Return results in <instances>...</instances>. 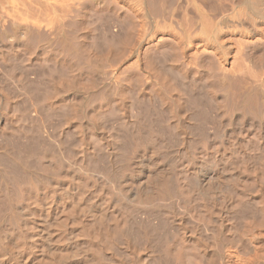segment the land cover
Listing matches in <instances>:
<instances>
[{"label": "bare ground", "instance_id": "6f19581e", "mask_svg": "<svg viewBox=\"0 0 264 264\" xmlns=\"http://www.w3.org/2000/svg\"><path fill=\"white\" fill-rule=\"evenodd\" d=\"M93 10H96L95 13L91 12ZM96 12L108 13L107 17L113 18L111 20L119 27L110 25L118 27L120 33L124 29V35L128 36L126 41L130 43L129 52H122L123 48L119 46L122 43L119 44L117 40L118 48H122L118 50L120 54L111 52V55L115 54L111 60L118 56L119 62L123 59L122 53L128 56L120 64L116 63L118 66L114 59V67L117 66L113 69L115 76L112 74L113 70H109L112 63L110 62L111 67L107 69L109 64L106 62V55L103 57L104 54H110L108 51L113 46L111 38L107 40L108 33H104L107 37L104 38L112 46L111 43V47L108 46L109 43L106 42L108 45L105 46L108 48L104 47L107 49L105 52L100 50L101 45V48L98 46L93 51L95 47L87 42L88 37L92 38L91 34L87 37L88 17L92 13L95 14L94 20H97L100 14L97 15ZM101 20L99 23L104 22ZM106 22L105 25L109 24L107 20ZM99 25L103 26V23ZM114 30L112 36L119 40V33L116 35L117 31ZM124 35L119 36L122 42L125 40H122ZM91 38L89 40L92 41ZM126 41L123 43L128 44ZM87 43L92 46V50L88 51L90 46ZM95 51L104 53L101 55L102 60L101 57L97 59V54L100 53L95 55ZM19 58L25 62L22 63L21 59L18 61ZM0 60L4 65L8 64L9 69L0 63V66L8 69H1L4 72L1 71L0 76H5L3 82L12 81L7 86L9 90L17 88V84L14 87L13 82H16L15 77L18 80L23 75L20 73L21 69V72L26 71L28 74V70L31 72L39 68L36 62L42 64L37 71L46 64L48 68L52 67H49V63L61 69L56 68L54 71L62 73L63 69L65 73L61 76L50 69L52 75L55 73L58 77H48L51 73L45 67L48 77L44 76L45 80L55 78V81H48L53 87L52 91L48 88L50 84L40 79V82L44 80L41 88L47 85V90L52 91L49 93L50 91L41 90L43 95L48 93L41 96L42 102L37 98L34 101L32 97L35 99L42 94L34 92L40 90L36 85L40 83L36 80L43 77L44 74H41L44 70L38 72L40 77L36 71L32 72L38 76H35V85L33 80L28 82L26 79V83H33L30 86L34 85L35 91L33 88L30 91V86L23 81L25 85L20 84L18 88H28L21 100L27 96L28 100L29 94L31 96L34 93L30 100L34 101L36 109L38 105L44 106L40 107L44 110L45 106L53 108L52 111L49 108L45 110L47 113L50 111L49 114L52 112L50 116L60 106L58 104L64 105L61 112L64 114L68 106L70 109L66 110L71 113L65 114L68 117L60 115L62 108L55 113H60L59 121L60 117L64 118V121L58 122V131L61 132L60 126L66 121L64 124L74 128L72 131L76 136L73 137V134L69 141L73 137L77 143H72L73 140L62 142L63 145H72L69 144L71 148L65 145L70 149L67 153L57 149V141L54 143V139L46 134L48 128L43 127L45 118L42 119L41 114L39 117L42 120H38L43 129H46L45 134H42L43 130L42 132L40 128H36L42 132L38 131V134L33 126V131L38 136L31 134L33 137L29 135L28 139L24 132L28 140L21 139V144L15 142L19 143L15 153L9 150L7 154L0 146L5 151L0 152V156L3 155L0 160L4 159V162H0V264H145L146 261L143 260L147 255L143 248L136 250L134 245L132 248L129 244L135 242L139 246V242L145 239L129 243V237L126 240V232L130 234L133 231L128 233L131 225L138 222L142 226H151L157 232L152 229L160 238H156L159 240V247L164 250L161 251L160 263L205 264L215 258L218 260H215L216 264H264V0H0ZM11 61L14 64H10ZM86 69H89L87 72L94 78L98 77V73L103 75L99 77L108 78L109 82L105 81L108 84L102 82L103 85H99L104 80H99V77L94 79L100 82L98 84H92L93 78L89 79L88 76L87 80L91 84L82 81L85 79ZM25 75L21 77H26ZM20 90L16 89L17 94ZM2 95L0 122L4 125V119L8 123L10 119L7 117L14 109L8 113L10 101L9 98L6 99L7 94L5 97ZM189 103V107L193 105V109L197 111L198 118L202 112L205 115L207 109L213 111L215 123L211 115L207 112L206 115L214 123V130L210 129L213 123L211 126L208 124V128L215 133L213 136L207 133L204 138L200 135L202 137L199 139V134H194L193 130L184 131L188 135L193 133L191 137L196 141L191 139L194 141L192 144L189 139L191 145L188 139L185 141L186 136L183 142L188 147H182L183 142L178 143L181 147H176L172 140L180 137L175 138L179 142L185 136L182 135L185 128L181 129V124L187 119L183 114L190 110L186 106ZM56 105L58 107L54 109ZM126 105L131 109V112L127 110L128 116L136 115V112L132 113V108L137 110L134 106L140 107L137 117H129L133 119L130 122H126L127 119L123 117L126 124L122 129L119 127L120 132L116 131L121 126L120 123L115 124L117 127L113 125L116 131L112 132L113 138L108 135L110 133L106 136L104 129L101 132L96 126V119L103 118L107 112L112 113L114 106ZM131 105L132 108L129 107ZM14 108L22 110L20 104H16ZM13 112L11 116L14 117ZM121 112L123 113V109ZM194 112L187 114L191 117L190 120ZM23 113L26 116V111L22 115ZM152 114H156L159 121L161 120L157 126L152 123L157 117L148 120ZM109 116L115 120L117 115ZM146 118L152 125H145L146 121L143 120ZM201 118L197 119L200 123ZM106 119L109 118L105 117L103 122ZM202 119L205 121L206 117L204 119L203 116ZM17 120L19 121L18 118ZM38 120H34V123ZM24 122L27 123V120ZM195 122L194 124H198ZM200 123L198 128L200 125L203 127ZM30 124L26 126L30 127ZM18 126L13 132H21L17 131ZM14 127L15 125L12 128ZM33 128H27V131L30 130L28 133L33 132ZM23 129L26 130L25 125ZM12 130H7L10 135ZM2 132L4 131H1L0 136ZM70 133H66L67 139ZM227 133H231L228 139ZM234 133H239L240 136L235 138ZM194 135H197L198 141ZM21 136L20 133L18 139ZM5 138L2 136L1 139ZM58 141L57 143H61ZM169 141L175 145L168 146ZM166 145L168 147L165 148ZM182 150L185 151L184 154ZM177 202L184 208H180L183 209L180 211L182 216L175 214L178 216L175 218L172 209L177 208L179 212ZM179 202H184L185 205ZM195 209L198 210V218L196 213V218H192L195 219L194 223L198 219L196 224L200 230H197L201 234H207L211 241L206 235V239L202 238L208 239L207 242L202 240L199 237L200 232L198 234L193 231V234L191 225H188L191 229V232L188 230L190 235L183 232L185 228H181V219L188 216L187 219L190 220L189 213ZM240 209H247L250 213L254 211L258 215L254 218L253 215L249 218L244 215L248 218L246 222L240 220L245 223L244 227L236 217L240 215L239 212L234 215L239 223L231 215L234 224L237 222L244 230L240 231L236 224L239 230L228 228V233L232 230L234 234L229 233L230 236L227 234L228 237H222L224 222L228 217L224 216L225 213ZM243 211L245 213L246 210ZM231 219L226 222H232ZM196 228L197 226L194 230ZM150 230L151 228L147 232ZM225 231L224 235L227 233ZM137 236L135 234V238ZM151 238L156 241L155 237ZM130 239L134 240L131 235ZM147 241L152 240L149 238L146 244ZM153 248L158 247L155 248L154 245ZM139 249L143 252L138 251ZM160 250H154V253ZM148 257H151V261L149 259L147 264L153 263L152 256ZM209 262L214 263L213 260Z\"/></svg>", "mask_w": 264, "mask_h": 264}, {"label": "rangeland", "instance_id": "374dc122", "mask_svg": "<svg viewBox=\"0 0 264 264\" xmlns=\"http://www.w3.org/2000/svg\"><path fill=\"white\" fill-rule=\"evenodd\" d=\"M94 11H96V10H93V11H91V12L93 13ZM92 13L89 14L90 16L88 17V19H89V20H88L89 24L87 23L88 26H86V24H85L86 29L89 30V32L87 31V37L90 36V34H91V36H92V38H91V37H88L89 39L91 38L92 41L88 39L87 42L89 41V44L92 43L91 45H92L93 47H95V48H93V51H94V49L96 50V49H98V48H101V46H102L103 49H105V48H104V47H106L105 45H108V44H106V42L109 43L108 46H110V43L113 41V42H112V43H113V46H112V43H111V46H112V47H111V46H110V47H111V48L114 47L113 49L117 48L116 51H113V49H111V48L109 47V48H110V51H108V52L110 53L109 55H107V54H108L107 52H106L107 54H104V53H100V51H98V52L100 53V55L97 54V53H98L97 51H95L96 53H94V52H93V53H94L95 55L97 54V56H98L97 59H99V57H101V55H103V54H104L103 57H105V55H106V62L108 61V64H109V66L106 64V65L108 66V67L106 66V68L108 69L109 67H111V64H110V62H111L112 65H113V66H112L113 68L111 67V68H109V70H110V69H111V71H112L113 69L115 70V68L118 66L117 64H120V62H121L122 60L125 61V60L127 59V57H128L127 55H125V54L122 53V52H124V50H127V51H125V53H126V52H129L130 46H128V45H129L130 43H128V41H126V39H127L128 36L126 37V36L124 35V33H125L124 29L121 30V33H123V31H124L123 34H121V33L117 30V29H119V28H118L119 26L116 24V22H115L114 20H111V19H113V18H111V17H107V16H109L108 13H106V12H102V13L104 14V15H103L102 13L100 14L99 12H96L97 15L100 14V15H99L100 18H96L97 20H98V19H99V20L102 19V20H104L105 23H107L106 20L109 22V24H106V25H105V23L101 20L102 23H103V26H102V25H99V24H102L101 22L99 23V20H98V21H97V20H94V18H95V14L92 15ZM94 13H95V12H94ZM98 13H99V14H98ZM102 15H103V17L101 18ZM91 16H92V17H91ZM99 16H97V17H99ZM104 16H105V17H104ZM93 17H94V18H93ZM106 17H107V18H106ZM104 18H106V19H104ZM108 19H110V20H108ZM90 20H91V21H90ZM112 21H113V22H112ZM93 22H94V23H93ZM114 22H115V23H114ZM110 24H113V25L115 24V25H117L118 27L114 28L115 25H114V27H112L113 25H110ZM98 25H99V26H98ZM101 26H102V27H101ZM102 28L104 29V32H102V31H103ZM109 29H110V30H109ZM114 29H116V31H117V32H115V34H116V33H119V36L124 35V38H122V40L125 39L124 41H126V43H128V44H124V43H123L124 41H123V42L121 41L120 38L123 37V36H121V37L118 36L119 40L116 39V38H117L116 36H114V35L112 36V34H114V31H115ZM111 30H113V31H111ZM109 31H110V32H109ZM111 32H112V33H111ZM102 33H103V34H102ZM104 33H105L106 35H107V33H108V37H109V38H107L106 35H105ZM110 33H111V34H110ZM126 33H127V32H126ZM101 34H102V35H101ZM109 34H110V35H109ZM120 34H121V35H120ZM116 35H117V34H116ZM127 35H129V34H127ZM104 36L107 38V40H109V39L111 38L110 41H111V40H112V41H111V42H108V41L106 40V38H104ZM111 36H112V37H111ZM115 37H116V38H115ZM94 38H95V39H94ZM96 38H97V39H96ZM129 38H130V36H129ZM98 39H99V41H100V40H101V41H100V42L96 41V40H98ZM104 39H105V40H104ZM131 39H132V38H131ZM102 40H103V41H102ZM116 40H117V42H118L119 44L122 43V44L119 45V46H122V48H123V50H121V51H122V52H121V53H122V54H121V58H123V59H121L120 62L117 61V59H118V56H117V55L120 54V52H118V50L120 51V49H122V48H120V49L118 48V43L116 42ZM127 40H128V39H127ZM90 41H91V42H90ZM95 42H96V43H95ZM97 42H98V44H97ZM129 42H131V40H129ZM93 43H94V44H93ZM104 43H105V44H104ZM115 43H116V44H115ZM87 44H88V43H87ZM89 44H88V46H90ZM114 44H115V45H114ZM95 45H96V46H95ZM99 45H101V46H99ZM126 45H127L129 48H128V47H125V48H126V49H125L124 46H126ZM92 46H90V48L88 47V51H89L90 49L92 50ZM98 46H99V47H98ZM115 46H116V47H115ZM96 47H98V48H96ZM102 48L100 49L101 51H104V52L107 51V49L102 50ZM106 48H108V47H106ZM127 48H128V49H127ZM108 50H109V49H108ZM111 50H112V51H111ZM111 52H113V53H116V52H117V53H118V54L116 55V56H117V57H116L117 59L112 58L113 60H111V57H113V55H115V54L111 55V54H112ZM95 55H94V57H97V56H95ZM123 55H124V57H123ZM108 56H110V57H109L110 59L108 58ZM125 56H127V57L125 58ZM114 57H115V56H114ZM119 57H120V56H119ZM20 59H21V58H19L18 61H19ZM22 59H23V56H22ZM22 59H21V62H22ZM100 59L102 60L103 58L101 57ZM114 59L117 61V62H115V64L117 63V64H116V65H117L116 67H114V66H115V64H114V61H115V60H114ZM23 60H24V59H23ZM0 61H1V60H0ZM13 61L16 62L17 60H13ZM13 61H11L10 64H14ZM112 61H113V62H112ZM12 62H13V63H12ZM24 62H25V61H24ZM24 62H22V63H24ZM93 62H94L95 64H97V62H95V61H93ZM0 63L4 65V62H0ZM6 63H8V62H6ZM125 64H126V63H125ZM127 64H128V63H127ZM7 65H8V64H6V65H4V66H7ZM33 65L35 66V63H34ZM33 65H31L33 68H35L36 66H39V68H40V66H42V64L39 65L37 62H36V66H35V67H34ZM9 66H11V65H9ZM46 66H47V68H48V64H46L45 67H46ZM50 66L53 67V64H52V63H49V67H50ZM54 66H55V65H54ZM0 67H2V65H1ZM32 67H31V69H30V67H28V68H29L30 70H32V69H33ZM43 67H44V65H43ZM43 67L41 68L42 71L44 70L43 72L41 71V69H40V71H39V70L37 71V69H39L38 67H37V69H36V68L33 69V71H31V72L28 70V72H29L28 74H29L30 76H31L30 73H32V72H34V71H36L37 74H39L40 72H42L41 75L44 74L43 77H40V76H41L40 74L38 75V76L40 77V78H38V79H39L38 81L36 80L37 77H38L37 75H35L36 73H34V74L32 73V76H31V78L29 77V78H30V79H29V78H26L27 76H29V75L26 73V71H24V73H23V72H21V71H23V70L21 69V70H20V73H22L23 75L26 74L27 76L25 75L26 77H21V76H23V75L20 74L21 76H19L20 79L18 78V80H17V77H15V78H16V82H15V81L13 82V83H14L13 86H14L15 83H16V84H17V88L14 86L15 88L12 89V87H11V85H10V86H9V87H11L10 89H12V90L15 89L14 91L16 92V89H17V90H20V88H18V86H19V87L21 86L20 84L25 85L24 83H26V79L28 80V82H29L30 80H33V83H34L35 80H36L37 83H38V82L40 83V85L36 84L37 86H39L38 88H39L40 90L35 91V89H36L35 86H34L35 83H34V85H33L34 87H33V86H32V87L30 86V85H32L33 83H26V84H27V86H30V88H29L30 91H31V89L33 88L32 90L35 91V92L33 91L34 93H42L41 95L39 94L40 97H38V95L35 94V95H37V97H35V99L37 98L38 101L42 102L43 99H40L41 96H42L43 93H44V92H42V91H44V90L47 91V92L50 91V90L53 91V87H52V85H51L49 82H50V80H51L52 82L55 81V78H53L54 80H53V79H50V78H49L50 80H49V79H48V80H45L44 76H46L47 73L45 74V67H44V69H43ZM52 67L48 68L46 71L48 72L50 69H52V70L54 71V69L58 68V67H56V66L53 67V68H52ZM4 68H5V67L0 68V72L3 71V70H1V69H4ZM7 68H8V66H7ZM7 68H5L4 70L6 71ZM89 68H90V67H89ZM8 69H9V68H8ZM8 69H7V70H8ZM107 69H106V70H107ZM56 70H57V69H56ZM58 70H61V69L58 68ZM109 70H107V71H109ZM114 70H113V73H112L113 75H114ZM85 71L87 72V71H89V69H86ZM85 71H84V72H85ZM111 71H109L110 74H111ZM3 72H4V71H3ZM3 72H2V74H3ZM38 72H39V73H38ZM54 72L56 73V72H58V71H54ZM59 72H60V71H59ZM59 72H58V74L61 76V74H62L64 71H63V69H62V73H59ZM84 72H83V73H84ZM86 72L84 73L85 75L82 74V75H84V78H85V79L83 78L82 75H81V77H82L84 80H82V78H79V79L82 80V81H84L85 83H86V81H88V82H87L88 84H91V83H89L90 80H87L88 78H89V79H92V78H93V79H92V84H94V83L96 82V81H94V79L98 78L99 76L103 77V75H101V74L99 75V73L97 74L98 77H96V74L94 73V74H95L94 76L96 77V78H94L93 75L90 76V73L87 72L88 74H86ZM49 73H51V72L49 71ZM49 73H48V74H49ZM55 73H54L53 75H52V73H51V74H49V75H47V76L50 77V76L52 75L51 77H58V76H57L58 74L56 73V74H57V75H56ZM64 73H65V72H64ZM2 74H1V75H2ZM91 74H92V72H91ZM115 74H117L116 71H115ZM18 75H19V73H18ZM18 75H16V76H18ZM54 75H55V76H54ZM33 76H34V77H33ZM35 76H37V77L35 78ZM47 76H46V77H47ZM60 76H59V77H60ZM87 76H88V78H87ZM89 76H90V77H89ZM111 76H112V75H111ZM114 76H115V75H114ZM4 77H5V76H2V78H1V76H0V83H2V84H0V86H1L0 88L2 89V91H0V92H2V93H0V95L3 94L2 96L5 97V95L7 94L6 99L9 98L8 100L10 101V103H9V105H8V108H9V109H8V113L10 112L11 109H14V110H11V112L15 111V112H13V115H14V117H15V120L13 119L14 117L11 116L12 113L10 112V113H9L10 116L8 115L7 118L10 119L9 121H10L11 123H10V122L8 121V119H7L8 123H9V124H8V123L6 122V118L4 119V122H5L4 125H2V122H0V134H1V131H4V132H2V135H1L0 137L2 138V136H4V138H5V136L7 135V136H6L7 140H6V138H5V139H3V140H4V141H3V140L0 138V140H2L0 146H2V147L5 149L6 152L3 150L2 147H1L2 149H0V152H1V153H4V152L7 153V151L9 152V150H11L13 153H15V152H16V148H17V145L19 146V143L17 144V143H15V142H20V141L22 142V140L27 141L30 137H33L32 135H36V136H38V134H40V133H42V132L44 131L45 128L43 129V127H45V126H46V128L50 129V130L47 129V131H46V129H45V131H46V134H49V137H50L52 140L54 139V143H55V141L59 142L58 140H60L61 143H57V142L55 143L56 146H57V149L62 150V152L64 151V153H67L68 151H70L69 148H71L70 146H72V145H71L70 143H67V144H64V145H63L62 142L65 143V142H68V141L70 140L71 136L74 134V132H73V131H74V128L69 127L68 125L66 126V124H64V123L66 122V121H65V122L63 123L64 126L60 123V125H62V126H60V127H61L60 129H61V130L59 129L61 132L58 131V128H59V123H58V122L64 121V120H63V119H64L63 116H65V114H67V115H71V113L69 114V113L67 112V110L69 111L70 108H69L68 106H67V108H66V106H65V108L67 109V110L65 109L66 113H65V114H64V113H61V112H63V110H64V108H63L64 105L61 106L62 103H60V104L57 103V104L60 105V106L58 107V106L56 105V106L54 107V109H55L56 107H58L57 109H61V108H62L61 111H60L61 114H60V113H59V114H60V115H63V114H64L62 117H60V121H59V114H55V113H58V111H59V110H57V109H56L57 111H56V110L53 111V112H55V113L53 114V116H50V115H52V114H51L52 112H51L50 114H49L50 111H48V113L45 112V110L47 111L49 107L47 108V106H45L46 109L44 110V109H43L44 106L40 105V107H41V106L43 107V108H41V109H43V110H41L40 107H39V105H38L37 107L40 109V110H39V109L37 108L38 111H39V114H38V111H37V109L35 108V105L33 104V102H34V101H37V99L35 100L34 97H32L34 101H33V100H30V97L33 96L34 93H31V94H32L31 96H30V94L28 93V94H29V99H28V100L26 99L28 96H27V97L25 96L26 98H24V99L21 100V98H22V97L28 92V88H27L26 90H25V89H22V88L24 87V86H23V87L21 88V90H25V91H23L22 94L20 93L21 90H20V92H19L18 94H17V92L14 94V91H13V93H12V90L7 89V86L9 85V83H12V81L9 82V81L4 80L5 82H7V84H5V82H3V79H5ZM48 77H47V78H48ZM79 77H80V76H79ZM91 77H92V78H91ZM101 77H99V80L104 79V78H101ZM112 77H113V76H112ZM21 78H22V79H21ZM23 78H24V80H23ZM41 78L44 79V80L47 81V82L49 81L48 84H50L51 86L49 85V87H48V86L46 85L47 82L45 83V85H46L50 90H49V89L47 90V87H46V86H45L46 89H45V88H41V87H42V86H41V85H42L41 83H43V85H44V82H42V81H44V80H41V82H40V79H41ZM47 78H46V79H47ZM105 78H106V77H105ZM34 79H35V80H34ZM58 79H59V78H57L56 80L58 81ZM107 79H108V78H107ZM107 79H104L103 81H100L101 84H99V85H103L102 82H104V83H106L107 81L109 82V79H108V80H107ZM19 80H20V81H19ZM17 81L20 82V83H18ZM22 81H23L24 83H23ZM105 81H106V82H105ZM21 82H22V83H21ZM30 82H32V81H30ZM52 82H51V83H52ZM78 82L80 83L81 81L78 80ZM90 82H91V81H90ZM93 82H94V83H93ZM97 82H98V81H97ZM97 82H96V83H97ZM100 82H98V83H100ZM98 83H97V84H98ZM28 84H29V85H28ZM52 84H54V83H52ZM106 84H108V83H106ZM5 85H6V86H5ZM3 86H4V88H3ZM182 86L185 87V85H183V84H182ZM43 87H44V86H43ZM50 87H52V88H50ZM184 87H183V88H184ZM5 88L7 89L6 91L3 90V89H5ZM24 88H26V86H25ZM38 88H37V89H38ZM183 88H182V89H183ZM185 88H186V87H185ZM42 89H43V90H42ZM41 90H42V91H41ZM183 90H184V89H183ZM186 90H187V89H186ZM186 90H185V92H187ZM9 91H11V93L13 94V96H12L11 93L9 94ZM39 91H41V92H39ZM52 91H50L49 93H51ZM25 92H26V93H25ZM47 92H46V93H47ZM183 92H184V91H183ZM4 93H5V94H4ZM23 93H24V95H23ZM46 93H45V95L48 94V93H47V94H46ZM16 94L18 95L19 98L16 96ZM19 94H20L21 96H20ZM131 94H132V93H130V95H131ZM45 95H43V97H44ZM15 97H16V98H15ZM10 98H11L12 101L10 100ZM16 99H17V100H16ZM39 99H40V100H39ZM13 100H14L15 102H14ZM24 100H25V101L27 100L26 102H31V101H32V102L26 104V102H25ZM29 100H30V101H29ZM41 100H42V101H41ZM16 101H17V102H16ZM11 102H12V105H10ZM40 102H39V103H40ZM189 102H190V101H189ZM13 103H14V105H13ZM39 103L37 102V104H39ZM16 104H17V105H19V104L21 105V108H22L21 111L19 110V109H20V108H19L20 106L17 107V108H19V109L14 108V107H16ZM29 104H30V105H29ZM31 104H32V105H31ZM35 104H36V103H35ZM27 105L32 106V107L30 108V107L27 106ZM116 106H117V105H116ZM116 106H114V108H112V110L114 109V111H113L114 113H113V112H112V113L109 112V113H111V114H109L108 112L106 113V114L113 115V116H116V115H117L116 118L112 116V118H115V120H114V119H111V116H109V115L106 116V114H104L105 116L102 115V116H104V117H103V118L100 117V119L102 118V119L104 120L105 117H106V118H109L108 120L106 119V120L103 122L102 119H101V120H100V119H96V123H97L96 126L98 127V129H99L100 131H101V130L103 131V129H104L103 133H105L106 136H107L108 133H110V134H108L109 136L112 135V132L114 133V131H115L114 128L117 127L116 125H119V123H120L121 126H118V130H117V128H116V131H119V132H120V130L122 129L121 127H123L124 124H126V122H128V121L130 122V121H132V120L134 119L133 117H134L135 114L133 115L132 113H135V112H136L135 117H137V112L139 113V111H140V109H139L140 107L138 108V106H134V107L137 109V110L135 111V109L133 110V108H132L133 105H131V106H129V107L132 108V111H133V112L130 113V115H133V116H128L129 112H127V110H128V111L131 110V109H130V110L128 109V105L124 106V107H127L126 110H125L124 107H120V106H119V107H116ZM186 106L189 107V106H190V103H189L188 105H186ZM186 106H185V108L183 109V110H184L183 113H184L185 110H186ZM115 107H116V108H115ZM157 107H158V106H157ZM68 108H69V109H68ZM118 108H119V109H118ZM189 108H190V110H189L190 112L188 111V112H189V113H188V112L186 111V113L183 114V115H186V116H187V119L190 120L191 117H189L187 114H191V112H194V111H195V112H196V114H195V112H194L195 115L192 113V114L194 115V117H193V115H191V116H192V119H196V120H192V119H191L190 122H187V121H188L187 119H185V121H184V120H183L184 118H182V120H183L184 122H186V124H185V123H183V121H182V124H181V129H183V127L185 128V130H182V135L184 134L185 136H184V137L182 136L183 138L180 139L179 142H178V140H176V139H179L180 137H177V138L175 137L176 139L174 138V139L172 140V141L176 144V147H177V145L179 146L178 143L183 142V140H184V138H186V136H187V138L185 139V141H186L187 139H188V141H189V139H190L191 142H192L193 140H195V139H193V138L191 137L193 133H192L191 135H188L187 132H185L186 134L183 133L184 131H188V132H190L191 130H193V131H194V134H197V133L199 134V135H198L199 139H201V137H202V136H200V135H203V138H204L205 134H206V136H207V133H210L212 136H213L214 133H215V132L213 131L214 129L212 128V127H214V123L216 122V121H215L216 118L213 116V114H214L213 111L208 110V109L206 110L207 114H208V115H211V117H212L214 123L211 122V121H212V120L210 119L211 117L209 118L208 115H206V112H204L206 116L203 114V112L200 113V114H201V115L199 116L200 118H201V117L203 118V116H204V119H205V117H206L205 121H203V119L201 118L202 121L200 120V121H201V123H200L199 120H197V119H200V118H198V116H197V111H196L195 109H193V108H194L193 105H191V107H189ZM189 108H187V109H189ZM16 109H17V111H16ZM49 109L51 110V109H53V108H49ZM122 109H123V113L121 112ZM191 109H192V110H191ZM18 110H19L20 112H19ZM124 110H125V112H124ZM138 110H139V111H138ZM24 111H26V116H25L24 113H23V115H22V112H24ZM51 111H52V110H51ZM65 111H64V112H65ZM17 112H19V113H21V114H19V113H17ZM27 112H28V113H27ZM70 112H71V111H70ZM130 112H131V111H130ZM15 113H17L18 117H16L17 115H16ZM43 113H45V114H43ZM46 113H47V114H46ZM118 113H119V114H122V115H124V116H122V115L120 116V115H118ZM124 113H125L126 115H125ZM198 113H199V112H198ZM41 114H42V119L45 118V119H43V120H44V123H43V121H42V123H43V124H42L43 127H42V125L40 124L41 122H39V120H40V121L42 120V119H40L41 116L39 117V115H41ZM19 115L21 116L20 118H19ZM152 115H153V116H152V117H149L148 120H149V119H153V117H154V118L157 117L156 114H155V115L152 114ZM183 115H182V116H183ZM198 115H199V114H198ZM29 116H30V117H29ZM33 116H34V117H33ZM35 116H36V117H35ZM108 116H109V117H108ZM118 116H119V117H118ZM12 117H13V118H12ZM24 117H25L26 119H25ZM32 117L35 118V119H33ZM57 117H58V118H57ZM65 117H68V116H65ZM117 117L120 118V120H116V119H118ZM123 117H125V118L127 119L126 122H123V120L125 121V119H124ZM129 117H132L133 119H132V118H129ZM17 118L19 119L20 122L17 120ZM23 118H24L25 120H24ZM56 118H57V119H56ZM121 118H122V119H121ZM128 118H129V119H128ZM157 118H158V119H157ZM157 118H156V119L159 121L160 118H159V117H157ZM38 119H39V120H38ZM130 119H132V120H130ZM143 119H144V118H143ZM156 119H154L153 122H152L153 125L155 124V126H157V125L161 122V120H160L159 122H157ZM208 119H209L210 121H209ZM13 120H14L15 124H12V123H14V122H12ZM16 120H17V121H16ZM21 120H22V121H21ZM26 120H27V123L24 122V121H26ZM32 120H33V123L31 122ZM34 120H38V121H36V124H38V125H36V124L34 123ZM65 120H67V118H65ZM121 120H122V121H121ZM155 120H156V123L154 122ZM186 120H187V121H186ZM29 121H30L31 124L29 123ZM52 121H53V122H52ZM56 121H57V122H56ZM101 121H102V122H101ZM120 121H121V122H120ZM145 121H146V122H145ZM192 121H194V122L196 121L195 123L198 122V124H194V122L192 123ZM16 122H17L18 124H16ZM105 122H106V123H105ZM111 122H112L113 124H112ZM122 122H123V123H122ZM143 122L146 123V124L144 123L145 125H150V123H151V121H150V123H149V121H147V118H146L145 120H143ZM147 122H148L149 124H147ZM202 122H204V123H202ZM6 123H7V125H6ZM152 123H151V125H152ZM157 123H158V124H157ZM188 123H189V125H188ZM199 123H200V124H203V127H204V128L201 127V125H200L201 128L199 127V128H200V129H199V128L197 127V126L199 125ZM212 123H213V126H211ZM29 124L32 126V128H33V126H34L35 129H36V128H40V130H41V131L43 130V131L41 132L40 130H37V129L34 130V128H33L31 131H33V130H34V131H37V132L40 131V133L38 132V134H37V132H34V131H33L34 134H33V132H31V133L29 132V133H30V134H29L28 131H30V130L28 129V131H27V128H30V129H31V126L28 127ZM39 124H40V127H39ZM45 124H46V125H45ZM115 124H116V125H115ZM122 124H123V125H122ZM184 124H185V125H184ZM191 124H193V126H191ZM204 124H206L207 127L204 126ZM208 124H209V126H211V128H210V127H209V128H210V129H213V130H210V129L208 128ZM210 124H211V125H210ZM5 125H6V128H7V126H8V127H9L10 125H11V126L9 127V129H6V128H5ZM13 125H15L14 128H12ZM18 125H20V126H18ZM24 125H25V129H26V130L23 129V126H24ZM26 125H28V126H26ZM55 125H56V126H55ZM110 125H111V126L114 125L115 127H114V126L111 127ZM145 125H144V127H145ZM16 126L19 127L17 131H21V132H18V133H17V132H13L14 129L17 128ZM51 126H52V127H51ZM106 126H107V127H106ZM185 126H186V127H185ZM20 127H21V128H20ZM53 127H54V128H53ZM55 127H56L57 129H56ZM119 127H120L121 129H119ZM190 127H191V128H190ZM205 127H206V128H205ZM41 128H42V129H41ZM70 128H71V129H70ZM105 128H106V129H105ZM145 128H148V127L146 126ZM207 128H208L209 130H208ZM11 129H13V130L11 131V132H13L11 135H13V136L10 135V133H9L10 131H7V130H11ZM69 129H70L71 131L73 130V131H72V134L70 133L71 131H70ZM111 129H112V130H111ZM201 129L203 130V132H201V131H202ZM205 129H206V131H205ZM5 130H6V131H5ZM53 130H54V132H51V131H53ZM66 130H67V131H66ZM68 130H69V131H68ZM15 131H16V129H15ZM45 131H44L42 134H45ZM102 131H101V132H102ZM116 131H115V132H116ZM193 131H191V132H193ZM204 131H205L206 133H205ZM22 132H23V134H22ZM24 132L27 133V135H28V139H27L26 134H24ZM48 132H49V133H48ZM50 132H51V133H50ZM57 132H59L60 134L66 132L67 135L70 133V136H68L69 138L67 139V137H66V136H67L66 133H65V134H62L63 136L59 134V135H60V136H59ZM6 133H7V134H6ZM20 133H21L22 136L19 138V139H20V140H19V139H18V136H20ZM202 133H203V134H202ZM3 134H5V135H3ZM8 134H9L10 136H9ZM31 134H32V135H31ZM189 134H190V133H189ZM230 134H231V133H227L226 139H228L227 137H229L228 135H230ZM238 134H239V133H237L236 135H238ZM29 135H30V137H29ZM50 135H51V136H50ZM236 135H235V133H234L235 138H237V137L240 136V134H239L238 136H236ZM195 136H196V137H195ZM230 136H231V135H230ZM34 137H35V136H34ZM73 137H76L75 134L73 135ZM73 137H72L71 141H69V142H72V140H73L72 143L77 144V143L75 142L76 139H73ZM111 137L113 138V135H112ZM111 137H110V138H111ZM193 137L197 138V135H194ZM8 138H9V139H8ZM208 138H209V137H208ZM231 138H232V137H231ZM21 139H22V140H21ZM191 139H193V140H191ZM199 139L197 138V141H198ZM10 140H11L12 142H11ZM66 140H68V141H66ZM92 140H93V139H92ZM190 141H189V142H190ZM195 141H196V140H195ZM13 142H14L15 144H14ZM21 142H20V144H21ZM170 142H171V141H169V143L166 142V143H168V146H169V144H171ZM186 142H187V141H186ZM186 142H183V143H185V144L181 143V146H182V147H188V145L185 146V145L187 144ZM189 142H188V144H189ZM191 142H190V144H191ZM193 142H194V141H193ZM193 142H192V144H193ZM12 143H13V144H12ZM174 143L171 144V145H175ZM69 144H70V146H69ZM182 144H183V145H182ZM190 144H189V149H190V146L192 145V144H191V145H190ZM65 145L69 146V148H67V146H65ZM10 146H11V147H10ZM14 146H16V147H14ZM58 146H59L60 148H58ZM62 146H63V147H62ZM64 146H65V147H64ZM74 146H75V145H74ZM74 146H73V147H74ZM168 146L166 145L165 148L168 147ZM181 146H179V147H181ZM73 147H72V148H73ZM7 148H8V149H7ZM9 148H10V149H9ZM183 149H184V148H183ZM185 149L187 150V148H185ZM2 150H3L4 152H3ZM11 151H10V154H12ZM178 152H179V150H178ZM182 152H183V150H182ZM184 152H185V151H184ZM184 152H183L182 154H184ZM7 154H9V153H7ZM2 156H3V155H2ZM2 156H0V159H1ZM2 159H3V158H2ZM3 160H4V159H3ZM3 160H0V162L2 163ZM3 162H4V161H3ZM179 204H181V205H185L184 202H183V204L179 202ZM178 206H179V207H178ZM176 207H178L179 212L177 211V208H176ZM176 207H174V208H176V209H172V211H173L172 213H173V214H172V213H171V214L173 215V217L178 218L177 215H179V217H180V215L182 216V213L180 214V211L182 212L183 209L180 210V208H184V206L181 207L180 205H178V202H177V203H176ZM240 210H241V212H240ZM240 210H239V211L237 210V212H232V211L229 210L231 213H230V212H229V213L227 212L228 214L225 213L226 215H224V216H227V215H228V217H227V218L225 217V218H226V219H225V222H224V223H225V224H224V225H225V228H224V226H223V233L221 234L222 237H225V236L228 237V235L230 236L229 233H231L232 235L234 234V233L232 232V230H231V232L228 233V230H229V229H232V228H233V229H234V228H236V229L238 228V227L235 226V225L237 224V222H238V219H239V222H241V221L246 222V220L249 218V216H252V215H253L252 217L254 218V217H256V215H258V214H257L256 212H254V211H252V213H250V211L248 212L247 209H243V210H246V211H247V212L245 211V213H244V211H243L242 209H240ZM174 211H177V213L174 212ZM193 211H194V213H193ZM197 211H198V210H196V209L190 211V213H191V214L189 213V215H190V217H189L190 220H192L193 218H196V217L194 216L195 213H196L195 215H197V218H198V213H197ZM242 211H243V212H242ZM238 212L240 213V215H237ZM141 213L144 215L143 212H141ZM141 213H140V214H141ZM178 213H179V214H178ZM192 213H193V214H192ZM232 213H236V214H232ZM243 213H244V214H243ZM246 213H247V214H246ZM253 213H255V215H254ZM142 214H141V215H142ZM175 214H177V215H175ZM241 214H243V216H242ZM250 214H251V215H250ZM174 215H175V216H174ZM191 215H192V216H191ZM231 215H233V216H234V215H237L236 217H238V219H237V218L234 216L235 221H237L235 224H234L235 221H233V220H234L233 216L230 217ZM244 215H247L248 218H246V216H244ZM240 216L242 217V219H240V218H241ZM192 217H193V218H192ZM243 217H245V218L243 219ZM252 217H251V218H252ZM187 218H188V216H187L185 219H187ZM231 218H233V220H232ZM251 218H250V219H251ZM185 219H184V220L181 219V221L179 220L181 223L183 222L182 224L177 220V223L179 222L180 225L183 226V227H181V228H185V229H183V230H184L183 232L188 234L189 231H190L191 229H192L191 231H192L193 234H194L193 231H195V233L200 232V235H201V236H199V237H201L202 240H204V241L207 242L208 239L205 240V239H206L205 237L207 236V234L202 233V234H204V235H202V234H201V231H198V230H200V229H198V225L196 224L198 219H196V222H195V223H194V220H195V219H193L192 221H190L189 219H187V221H190V222H188L189 224L186 223L187 221H186ZM227 219H228V221L231 219L232 222H229V223L226 222ZM236 219H237V220H236ZM240 220H241V221H240ZM184 221H185V223H184ZM192 222H193V223H192ZM239 222H238V223H239ZM191 223H192L193 225L195 224V225H194V228H193V225H192ZM230 223H231V224L233 223L232 225H234V227H233ZM241 223H242V222H241ZM137 224H138V225H137ZM183 224H185V225H183ZM226 224H227V226H226ZM228 224H229L231 227H228V226H229ZM244 224H245V223H242L241 225H243V227H244ZM188 225H191V226H192L191 229H189L190 227H189ZM237 225L239 226L240 231L243 232V230H244V229L242 230L243 227H242L241 225H239V224H237ZM134 226H135V227H134ZM141 226H142V225H141V223H139V222L136 223V224L134 223V225H131L130 229L128 230V233L131 232V230H133L135 233H134L133 231H132L131 233L134 235V237H133V235H132L131 233H130V234H127V232H126V240H127V238L129 237V238H128L129 240H127L128 243H129V241H136V240H137V241H138V240L141 241V240L145 239V240H143L144 242H143V241H141V242L138 241V242H139V246H138V243H137V245H136L135 242H131V243H129V244L132 245V246H131L132 248H133V245H134V246H135L134 248H135L136 250H137V248H140V249L143 248L142 250L144 251L145 255H147V256H145V258H146V259L148 258L147 260L144 258L143 262L146 261L145 264L149 263V261H148L149 259H150V261H151V257L149 258L148 256H152V258H153L155 261H157V262L155 263V261L152 259V262H153V263L150 262V264H159L160 261H161V260H160V258H161L160 255L162 254L161 251H164V250L161 249V248L159 247V243H158L159 240L156 239V238L158 237V235H157V236L155 235L157 232L155 231L154 228H152L151 226H149V225H147V224L143 225L142 227H141ZM147 226H149V228H148ZM185 226H187L188 229H187V227H185ZM196 226H197L196 230L198 229L197 232H196V230H194ZM240 226H241V227H240ZM133 227H134V228H133ZM145 227H147V229H146ZM150 228H151V230H150L151 232L148 231V232H150V233H148L147 230H149ZM228 228H229V229H228ZM239 228H238V230H239ZM152 229H154L153 231H155L156 233L153 232ZM236 229H234V230H236ZM185 230H186V231H185ZM188 230H189V231H188ZM225 230H227V231H225ZM234 230H233V231H234ZM191 231H190V232H191ZM224 231L227 232L225 235H224ZM142 232H144V233H142ZM145 232H147V233H145ZM234 232H235V231H234ZM237 232H239V231H237ZM141 233H142V234H141ZM154 233H155V234H154ZM135 234H136V236L138 235L141 239H140L138 236L136 237V238H138V239H136V238H135ZM145 234H146V235H145ZM148 234H150V235H149V238H150L152 241H150V242L147 241V244H148V245H147V244H146V240H149V238H147ZM190 234H191V233H190ZM190 234H188V235H190ZM198 234H199V233H198ZM227 234H228V235H227ZM127 235H128V236H127ZM130 235H131L132 238H134V240H133V239H130ZM141 235H143V236H141ZM205 235H206V236H205ZM150 236H151V237H152V236L155 237L156 241L154 240V238H151ZM202 237L205 238V239H203ZM142 238H143V239H142ZM146 238H147V239H146ZM158 238H159V237H158ZM207 238H209V237L207 236ZM159 239H160V238H159ZM209 241H211L210 238H209ZM209 241H208V242H209ZM142 242H143V243H142ZM148 242H149V243H148ZM152 242H154V243H152ZM132 243H133V244H132ZM143 244H145V245H143ZM140 245H142V246H140ZM154 245H155V248H156V247H158V248L154 249V248H153ZM145 246H146V247L149 246V248H150L151 251L149 250V248H146ZM140 249H139L138 251H142V250H140ZM152 249H153V250H152ZM157 249H158V250L161 249V250L158 251V253H156V252L154 253V250L157 251ZM143 251H142V252H143ZM145 251H146V252H145ZM148 251L151 252V254H150ZM160 252H161V253H160ZM149 254H150V255H149ZM163 254H164V253H163ZM211 260H213V262H214L215 264H216V261L218 262V260L215 259V258H214V259H210V260H208L207 262H208V263H212V262H209V261H211ZM215 260H216V261H215ZM205 262H206V261H205ZM207 262H206V263H207ZM172 263H173V262H172ZM172 263H171V264H172ZM206 263H205V264H206ZM208 263H207V264H208ZM214 263H212V264H214ZM142 264H144V263H142ZM160 264H163V263H160ZM169 264H170V263H169ZM173 264H174V263H173ZM182 264H183V263H182ZM217 264H218V263H217Z\"/></svg>", "mask_w": 264, "mask_h": 264}]
</instances>
